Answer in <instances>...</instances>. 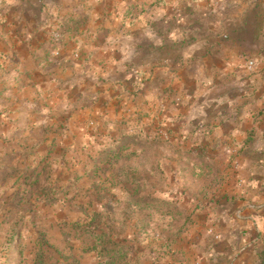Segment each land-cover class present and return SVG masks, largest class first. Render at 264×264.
<instances>
[{
    "label": "crops",
    "instance_id": "0c3cea01",
    "mask_svg": "<svg viewBox=\"0 0 264 264\" xmlns=\"http://www.w3.org/2000/svg\"><path fill=\"white\" fill-rule=\"evenodd\" d=\"M65 108L149 112L208 155L191 221L138 264H264V0H0V145Z\"/></svg>",
    "mask_w": 264,
    "mask_h": 264
},
{
    "label": "rangeland",
    "instance_id": "374dc122",
    "mask_svg": "<svg viewBox=\"0 0 264 264\" xmlns=\"http://www.w3.org/2000/svg\"><path fill=\"white\" fill-rule=\"evenodd\" d=\"M138 116L78 123L65 108L3 140L0 264H138L170 250L212 164L165 120Z\"/></svg>",
    "mask_w": 264,
    "mask_h": 264
},
{
    "label": "trees",
    "instance_id": "16d2710c",
    "mask_svg": "<svg viewBox=\"0 0 264 264\" xmlns=\"http://www.w3.org/2000/svg\"><path fill=\"white\" fill-rule=\"evenodd\" d=\"M56 41H58V39H56ZM196 205H198V203H195V206H196ZM195 206L192 207V209H194ZM190 221H191V218L189 217V218H188V221H187V224H188ZM185 228H186V226H185ZM185 228L182 229V231L180 232V234L183 232V230H184Z\"/></svg>",
    "mask_w": 264,
    "mask_h": 264
},
{
    "label": "built area",
    "instance_id": "2783aa9c",
    "mask_svg": "<svg viewBox=\"0 0 264 264\" xmlns=\"http://www.w3.org/2000/svg\"><path fill=\"white\" fill-rule=\"evenodd\" d=\"M252 66H253V61H252V60L248 61V62H247V68H248V69H251Z\"/></svg>",
    "mask_w": 264,
    "mask_h": 264
}]
</instances>
